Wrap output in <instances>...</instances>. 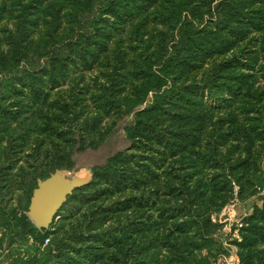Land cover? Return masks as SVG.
I'll list each match as a JSON object with an SVG mask.
<instances>
[{"label": "trees", "instance_id": "obj_1", "mask_svg": "<svg viewBox=\"0 0 264 264\" xmlns=\"http://www.w3.org/2000/svg\"><path fill=\"white\" fill-rule=\"evenodd\" d=\"M14 92L33 108L4 107ZM86 98L99 118L131 117L130 146L57 214L76 200L77 218L40 229L33 191L72 169L78 133L62 125ZM0 117V264H215L213 214L235 182L264 183V0H0ZM22 146L33 162L15 174ZM236 230L240 264H264V202ZM16 236L30 250L13 253Z\"/></svg>", "mask_w": 264, "mask_h": 264}, {"label": "rangeland", "instance_id": "obj_2", "mask_svg": "<svg viewBox=\"0 0 264 264\" xmlns=\"http://www.w3.org/2000/svg\"><path fill=\"white\" fill-rule=\"evenodd\" d=\"M80 73V72H78ZM87 82L89 83H96L94 79L93 74H88L87 76ZM76 82V81H75ZM22 88V86H21ZM62 90H70V85L65 84L64 86H60L58 88H55L50 91L54 92L55 96L54 98H58V93ZM59 99V98H58ZM22 100H25L22 102ZM86 100V101H85ZM85 104L87 108H85V111H82L77 116H71L64 120L66 123H63L62 129L65 131L73 130L75 133H78V143L75 145V153L73 156V164L72 169L67 170L66 173L68 176L72 177L75 175V171H81L79 173L88 172L91 171L92 168L99 166L103 164L110 156L114 155L120 150H124L129 148L130 143L127 140V134L125 130V125L131 120V117H125V118H118L117 116L112 117H102L99 118V113L97 112V109L94 105V103L90 100L85 99ZM82 101V100H81ZM31 101L26 97L25 99H22V96H19L15 92L12 93L7 98V101L5 103L4 107L13 108L15 112L20 110H31L30 107L33 108V106L30 105ZM74 107L77 109H81L82 106H79L78 103H81L80 101L74 102ZM81 105V104H80ZM38 109V108H37ZM44 114H47V112H44ZM6 119L3 117H0V123L5 122ZM15 122L11 121L8 123L9 126L14 127ZM15 135L17 134V131H14ZM3 132H0V136H2ZM105 133H108L107 139L101 144L97 145L98 141L103 137ZM35 138V137H34ZM84 140V141H82ZM7 145H10L9 141H6ZM91 143H94V145L90 146ZM16 144H19L17 142ZM15 144V145H16ZM67 144V143H66ZM69 144H72V142H69ZM75 144V143H74ZM73 144V145H74ZM72 145V146H73ZM72 146H68V150H72ZM24 147L22 146L19 149H22V151L19 154L13 153V158L17 160V167L14 170L15 174H18L19 172V166L22 164H25L26 167H30L33 162V155L29 146L26 147V150H23ZM64 147H67L64 143ZM86 148V149H85ZM47 149V146L43 148V151ZM138 155L141 156H148V153H139V150L136 151ZM132 153H135L133 151ZM1 154V153H0ZM215 172V171H212ZM259 175V174H258ZM260 176V175H259ZM262 180H264V162L262 163V174L260 177ZM234 180V179H233ZM106 186L105 184H100V187ZM235 186V193L232 199L225 205V207L213 214V222H214V236L217 238V240L222 243L223 250L220 251L216 257V263L218 264L219 260L222 259L224 264H235L238 262L239 255L234 254V244L233 241L237 236V226L241 224L242 219L247 216L248 214L252 213L257 206H262L264 202V183L260 184L258 183L256 188L250 192L246 193L244 195H241L240 189L241 186L238 183H234ZM94 187L91 186V188L86 189L85 191L87 193H92L94 191ZM20 192V191H18ZM80 191L79 193H81ZM19 194V193H18ZM6 198H14L9 197V195H6ZM103 201V199H102ZM105 202L110 203L109 199H104ZM18 199L15 197V202H13L12 206H18ZM78 202L74 200V202H68L67 205H65V210L61 213V218H64L68 214L73 216L72 214H77L73 217H78L80 210L78 207ZM91 207L92 205H88V207ZM87 207V208H88ZM22 208V206H21ZM29 210V208H28ZM28 212V211H27ZM28 215V214H27ZM60 218V219H61ZM2 217L0 218V224L2 225ZM2 226H0V237L2 234ZM15 245L12 247L13 253H22L25 251L30 250V246L33 242V238L30 237V239L26 242L25 240L22 241L21 237L15 238ZM8 251L4 252L3 248H0V262H3L7 258ZM240 260V258H239ZM235 262V263H234ZM222 264V263H221Z\"/></svg>", "mask_w": 264, "mask_h": 264}, {"label": "water", "instance_id": "obj_3", "mask_svg": "<svg viewBox=\"0 0 264 264\" xmlns=\"http://www.w3.org/2000/svg\"><path fill=\"white\" fill-rule=\"evenodd\" d=\"M70 177L66 169H57L47 178L38 179L33 191L29 210V218L40 229H50L58 212L75 190L89 184L93 179V171L79 173Z\"/></svg>", "mask_w": 264, "mask_h": 264}, {"label": "crops", "instance_id": "obj_4", "mask_svg": "<svg viewBox=\"0 0 264 264\" xmlns=\"http://www.w3.org/2000/svg\"><path fill=\"white\" fill-rule=\"evenodd\" d=\"M233 248H234V250H233V251H234V254H238V248H237V246L235 245ZM222 261H223V260L220 259V260L218 261V262H219L218 264H221V263L224 264V262H222ZM239 261H240V260H239V258H238V262H239Z\"/></svg>", "mask_w": 264, "mask_h": 264}, {"label": "built area", "instance_id": "obj_5", "mask_svg": "<svg viewBox=\"0 0 264 264\" xmlns=\"http://www.w3.org/2000/svg\"><path fill=\"white\" fill-rule=\"evenodd\" d=\"M60 217H61V215H57L56 218H55V221L59 220ZM49 241H50V239H46V241H45V245L48 244ZM234 263H235V262H234ZM235 264H240V261H239V262H236Z\"/></svg>", "mask_w": 264, "mask_h": 264}]
</instances>
